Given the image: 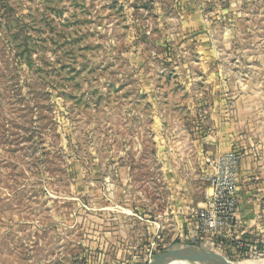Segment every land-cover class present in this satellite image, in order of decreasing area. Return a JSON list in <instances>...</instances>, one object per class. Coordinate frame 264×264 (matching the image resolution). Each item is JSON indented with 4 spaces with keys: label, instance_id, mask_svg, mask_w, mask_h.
<instances>
[{
    "label": "rangeland",
    "instance_id": "374dc122",
    "mask_svg": "<svg viewBox=\"0 0 264 264\" xmlns=\"http://www.w3.org/2000/svg\"><path fill=\"white\" fill-rule=\"evenodd\" d=\"M218 146L264 189V0H0V264L198 247L169 203L205 204Z\"/></svg>",
    "mask_w": 264,
    "mask_h": 264
},
{
    "label": "built area",
    "instance_id": "2783aa9c",
    "mask_svg": "<svg viewBox=\"0 0 264 264\" xmlns=\"http://www.w3.org/2000/svg\"><path fill=\"white\" fill-rule=\"evenodd\" d=\"M242 155L226 152L206 160L211 193L205 204L194 213L199 238L221 247L230 242V255L264 258V228L262 234H237L242 226L238 214L240 163ZM227 253L229 252H222Z\"/></svg>",
    "mask_w": 264,
    "mask_h": 264
},
{
    "label": "crops",
    "instance_id": "0c3cea01",
    "mask_svg": "<svg viewBox=\"0 0 264 264\" xmlns=\"http://www.w3.org/2000/svg\"><path fill=\"white\" fill-rule=\"evenodd\" d=\"M209 150L210 149L205 151L203 156L205 164L209 156L228 152L222 151V146L215 148V151ZM242 161L243 160H241V162ZM205 169L207 170V165H205ZM240 169L239 172L244 169L241 163ZM248 169L250 168H247V170L244 169V171H248ZM205 192L206 195L211 193L210 189H206ZM169 209H171L170 218L172 219V223L170 225H173L171 232L174 234V239H179L180 242L198 241L199 245L196 248L204 252L208 250H217L220 254H223L222 252L231 253V251H233L232 247L230 248V246H228V242H225V245L221 248L218 247V245L207 243L199 238L197 223L194 217L195 207L192 206L190 202L182 203V201H173L169 203ZM238 214L242 221V226L237 231L238 235L242 233L254 235L262 234L264 228V189L255 186L240 187Z\"/></svg>",
    "mask_w": 264,
    "mask_h": 264
},
{
    "label": "bare ground",
    "instance_id": "6f19581e",
    "mask_svg": "<svg viewBox=\"0 0 264 264\" xmlns=\"http://www.w3.org/2000/svg\"><path fill=\"white\" fill-rule=\"evenodd\" d=\"M201 261L208 264H233L216 257L203 253L197 248H184L177 251L172 257L163 262V264H187L189 262ZM238 264H264V259L260 261H245Z\"/></svg>",
    "mask_w": 264,
    "mask_h": 264
},
{
    "label": "water",
    "instance_id": "95a60500",
    "mask_svg": "<svg viewBox=\"0 0 264 264\" xmlns=\"http://www.w3.org/2000/svg\"><path fill=\"white\" fill-rule=\"evenodd\" d=\"M188 248H194V247H188ZM179 250H181V249H179ZM179 250H176L175 252H173V254H171V256H169L168 258H166L165 260H163L162 262H164V261H166L167 259H169L170 257H172L177 251H179ZM203 253H206V252H204V251H202ZM206 254H208V253H206ZM211 255V254H210ZM187 264H208V263H206V262H201V261H194V262H189V263H187Z\"/></svg>",
    "mask_w": 264,
    "mask_h": 264
}]
</instances>
